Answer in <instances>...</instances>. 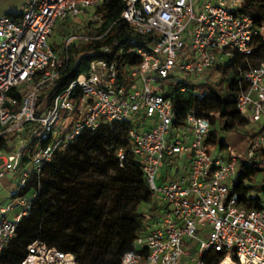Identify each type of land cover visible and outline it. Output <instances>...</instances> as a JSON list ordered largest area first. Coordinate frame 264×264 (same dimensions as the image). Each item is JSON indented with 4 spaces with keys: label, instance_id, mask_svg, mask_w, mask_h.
Masks as SVG:
<instances>
[{
    "label": "built area",
    "instance_id": "obj_1",
    "mask_svg": "<svg viewBox=\"0 0 264 264\" xmlns=\"http://www.w3.org/2000/svg\"><path fill=\"white\" fill-rule=\"evenodd\" d=\"M104 1L22 0L16 14L0 16V138L25 135L18 149L6 155L0 150V177L21 169L19 190L31 172L40 175L43 165L82 130L129 121L127 145L117 148L116 156L121 166L127 154L140 164L163 213L155 216V227L134 239L137 251L124 253L120 264H206L204 255L210 264L227 257L230 264H264V208L246 206L232 190L240 161L249 165L254 149L264 147V129L248 137L244 157L215 155L207 151L205 141L221 125L219 114L186 111L183 123L174 125L166 96L170 77L218 81L239 53L247 68H238L232 98L249 125L259 122L264 117V58L250 62L247 57L259 42L264 44V25L256 24L253 8L243 9L245 0H122L119 19L149 39L138 44L135 38H125L113 45L119 53L135 54L138 61L125 64L120 73L119 60L94 57L65 89L38 103L64 69L68 45L80 47L103 35H77L71 28L84 19L98 26L96 8ZM67 16L70 23L55 51L54 31ZM98 49L108 53L111 46ZM182 154L183 174L174 180L158 176L162 164ZM23 155L28 160L21 167ZM31 198L15 195L0 207V251L28 213ZM14 206L19 210L9 219L6 214ZM196 244L197 257L192 253ZM18 264L77 262L74 255L35 240Z\"/></svg>",
    "mask_w": 264,
    "mask_h": 264
},
{
    "label": "trees",
    "instance_id": "obj_2",
    "mask_svg": "<svg viewBox=\"0 0 264 264\" xmlns=\"http://www.w3.org/2000/svg\"><path fill=\"white\" fill-rule=\"evenodd\" d=\"M123 6L122 0H108L96 8L95 22L99 25L94 28L95 34L103 35L80 47L68 45L64 69L38 103L42 99H52L65 89L78 73L88 68L94 57L119 60L120 73L122 66L138 61L135 54L119 53L118 47L113 45L115 40L125 38H135L138 44H147L149 39L147 35L133 32L126 21L119 19ZM250 7L256 24L264 25V0H245L243 9L246 11ZM55 41L52 47L58 51L60 46ZM104 44L111 46L110 52H99L98 47ZM260 58H264L261 42L247 59L256 62ZM238 68H247V61L236 53L229 61L228 70L221 71L218 81L189 83L186 79L169 78L166 96L174 110V125L183 123L186 111L193 110L199 116H207L210 112L219 114L221 125L210 132L205 141L208 152L213 148L226 149L223 139L230 132L243 133L252 139L264 129L261 125L248 132L249 123L237 111L232 96L239 82ZM130 126L129 121H112L100 123L94 129H84L66 149L57 151L43 165L40 175L30 173L29 179L13 196H32L31 204L16 233L1 249L0 264H18L27 253V245L35 240L74 255L77 264H120L124 253L137 251L133 241L145 233L144 221L153 218L142 214L139 206L150 205V210L157 206L154 205L156 196L149 189L140 164L127 154L121 166L116 156V149L127 145L124 133ZM24 136L0 138V150L13 152ZM261 158H264V147L259 146L254 149L249 165L240 161L237 181L232 187L239 202L257 209L264 208V182L253 183L257 175L264 179ZM27 160L28 156L23 155L21 167ZM222 258L223 254H218V259ZM203 260L210 264L208 255H204ZM228 261L225 258L221 264Z\"/></svg>",
    "mask_w": 264,
    "mask_h": 264
},
{
    "label": "rangeland",
    "instance_id": "obj_3",
    "mask_svg": "<svg viewBox=\"0 0 264 264\" xmlns=\"http://www.w3.org/2000/svg\"><path fill=\"white\" fill-rule=\"evenodd\" d=\"M5 7L4 5V2L3 0H0V10L3 9ZM70 23V19L68 18V16L62 20L59 25L57 26L56 30L54 31V35H56V41L55 43L58 45V46H61L62 44V40H63V35L66 33V29L68 27V24ZM94 25L90 22H88L86 19H84V21L82 23H77L75 24L72 28H71V32L73 34H83V33H86V34H95V30H94ZM204 79V76H201V77H197L195 75H190L188 78H186V81L189 82V83H196V82H199V81H202ZM262 124H264V117H262V119L259 121V122H256V123H253L251 125H249L246 129L247 131H251V130H255L256 128H258L259 126H261ZM244 141L248 142L249 144V138L248 136L246 135H243V133H237V132H230L228 134H226L224 136V138L232 145V150L235 152L237 150H239L240 152V156L239 158L241 157H244L245 154H246V150H247V147L248 145L246 143H244ZM20 143L18 142L17 145L15 146V150L19 148V145ZM211 152L214 154H220L221 157H227V155L224 153V152H221V150H219L218 148H213L211 150ZM8 152L6 151H2V154L6 155ZM161 169L158 173V176H167L165 175V167L163 166V164L161 165ZM239 170H240V166L237 167V174L239 173ZM262 182H264V179H262V176L261 175H257L254 177V184H261ZM154 205H156L157 207H155L153 210H150V205H146V204H141L139 206V211L144 214V215H152L153 218H150L148 219L147 221H144V224H143V228H144V231H148L149 229L153 228L157 222H156V219H155V216H159V215H162V211L163 209L159 206L160 205V201H159V198L156 197V199L154 200ZM201 236V235H200ZM203 237V236H201ZM196 247H197V244L194 246V250L192 251L193 255L195 257H197V254H196ZM222 263V261L220 262V264ZM231 262L228 261L227 264H230Z\"/></svg>",
    "mask_w": 264,
    "mask_h": 264
},
{
    "label": "crops",
    "instance_id": "obj_4",
    "mask_svg": "<svg viewBox=\"0 0 264 264\" xmlns=\"http://www.w3.org/2000/svg\"><path fill=\"white\" fill-rule=\"evenodd\" d=\"M3 2H4L5 7L0 10V16L4 14H16L22 5V0H3ZM223 141L226 144L227 148L224 150H221V152H224L227 155V157L231 153L240 156L239 150L234 152L232 150V145L225 138L223 139ZM244 143L248 145L247 141L246 142L244 141ZM215 155L217 154L215 153ZM163 166L165 167V175L167 176L161 175L160 177L169 178L166 180H174L176 177H178L179 175L183 174L186 171V163H185L184 155L182 154L178 156L175 160L170 162L168 165L164 163ZM20 170L21 169H18L13 174H5L2 177H0V207L10 202L12 196L16 193L18 183L20 181ZM18 210L19 208L14 206L12 210H10L6 214L7 217L9 219H12L15 213L18 212Z\"/></svg>",
    "mask_w": 264,
    "mask_h": 264
},
{
    "label": "bare ground",
    "instance_id": "obj_5",
    "mask_svg": "<svg viewBox=\"0 0 264 264\" xmlns=\"http://www.w3.org/2000/svg\"><path fill=\"white\" fill-rule=\"evenodd\" d=\"M227 258H228L229 262H231L230 259H229V257H227Z\"/></svg>",
    "mask_w": 264,
    "mask_h": 264
}]
</instances>
